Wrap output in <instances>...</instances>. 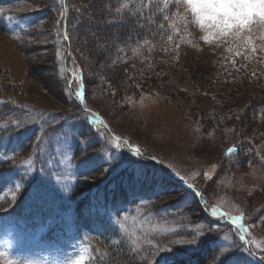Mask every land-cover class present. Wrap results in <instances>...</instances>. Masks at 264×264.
<instances>
[{"label":"rangeland","instance_id":"1","mask_svg":"<svg viewBox=\"0 0 264 264\" xmlns=\"http://www.w3.org/2000/svg\"><path fill=\"white\" fill-rule=\"evenodd\" d=\"M0 9L9 31L0 29V103L39 107L66 119L60 134L41 142L44 166L29 160L24 168L5 171L8 176L0 179L1 200L17 194L20 175L31 174L34 168L49 172L41 175L39 190L33 185L26 189H31L28 195L45 212L32 220L38 229L26 220L17 222L12 209L15 201L0 209V252L5 254L0 264H74L81 256L87 264L93 252L79 233L100 229L103 219L117 227L114 242L123 241L128 252L139 250V259H126L133 264H163L161 255L168 264H183L209 238L225 243L208 258L209 264L224 252L235 251V260L227 264L255 263L231 229L200 220L199 210L188 209L193 221L180 223L186 216L174 207L184 202L182 193L169 190L173 200L150 201L168 189V180L155 189L147 179L154 173L160 177L156 161L162 162L160 170L165 174L175 169L183 179L195 180L233 212L255 210L254 216L250 213V245L264 254V134L251 130L254 137L249 140L247 132L253 113L264 124V83L259 80L264 79V25L258 18L250 25L253 53L243 38L219 34L210 21L192 11L187 0H161V6L149 0H4ZM39 10L44 11L41 21L22 16ZM13 15L16 18L10 20ZM66 17L70 41L61 36ZM115 70L122 71L117 75L127 86L119 88L114 83ZM74 72L77 78L84 72L90 78L85 103L88 109L98 110L97 134L83 129L86 110L75 104L67 86ZM39 120L33 118L35 124ZM11 138L17 136L0 137L4 149L12 145ZM242 138L250 141L246 148L253 153L252 160L240 167L222 163L225 146ZM81 148L86 152L76 157ZM88 157H115L111 166L97 168L104 174L92 189L104 200L107 191L118 189L120 198L112 192L105 212L95 205L78 208L70 198L83 176L81 160ZM19 170L22 174L17 175ZM132 175L136 182L124 201L122 191ZM143 179L147 187L140 182ZM49 194H58L57 203ZM45 200L49 203L42 206ZM216 215L220 217V211ZM49 225L56 226V231H47ZM63 225L67 226L64 235L58 231ZM183 225L197 237V244L175 243L186 240L180 233ZM159 228L177 233L164 241L163 248L170 251L153 256L155 247H162L151 234ZM97 249L106 257L105 264L116 260V253L102 246ZM92 258L91 263H97L98 256Z\"/></svg>","mask_w":264,"mask_h":264},{"label":"trees","instance_id":"2","mask_svg":"<svg viewBox=\"0 0 264 264\" xmlns=\"http://www.w3.org/2000/svg\"><path fill=\"white\" fill-rule=\"evenodd\" d=\"M149 2L154 5L161 6V0H149ZM26 14L33 16L36 21H41L44 19L43 10L32 11ZM68 18L69 17L65 18L63 22V29H61L62 31L61 36L63 37V39H65V41H70ZM171 34L172 33H170L169 35L171 36ZM121 72H122L121 70H118V72L115 70L114 71L115 75L113 76L114 83L117 84L119 88H123V86H127L128 84L127 82H125V80L119 78V76L117 75L118 73ZM242 79H244V77H241V80ZM259 80L263 81L264 83L263 78H259ZM89 84H90V78L89 76H87V73L85 72L81 78H77V75L74 72L72 73V77H70V80L69 81L67 80V86L70 88V93L74 98V100H76L77 102L75 104H77L79 108H84L86 110L85 112L86 123H83L84 125L83 129H85L86 132L91 131L92 133L97 134V132L95 131V127L98 121H94L93 118L95 117L96 119L98 110H95L94 108L88 109L85 103V100L87 98V93L89 91L88 90ZM176 87L177 85L175 86V89ZM78 93L83 95L84 99H80L79 98L80 95H77ZM252 113H253V109H252ZM258 117H259L258 113L257 114L253 113L250 118V122L253 125V129H252V125H250L251 128L248 129V131L247 130L244 131H247L249 134L250 133L249 131L256 130L257 132L260 131L264 134V124L263 122L259 121ZM33 118L35 120H38L39 118L40 119L39 124H35L33 122ZM65 120L66 119L61 114L58 113L50 114L42 111L41 108L39 107L34 109L31 107H22L19 104L18 105L16 104L14 106L8 105V102L7 103L5 102L4 104L0 103V137L5 133H10L13 136H17V138H11L13 143L9 147L11 148L10 150L9 148L4 149L0 144V157H4L3 159H0V179L8 176L4 174L5 171L11 170L20 165H22L24 168V165L29 160H31V162H34L33 164L37 163V165L39 166H44L46 164V163H42L44 157H41L39 155L41 147L43 146L41 145V142L48 137L53 138L56 136V134H60L61 132L59 131V128L65 123L64 122ZM253 137H254L253 133H250L248 139L252 140ZM248 139L242 138L241 142H239L235 146V151H233L227 157L224 155L223 156L224 158H222V160L220 161H222V163L224 164L226 162L228 163L231 162L233 164L238 165L237 167L243 166L244 163H248L249 161H251L254 155L253 153H249L248 151L249 149L247 150L246 148V147L250 148V141ZM52 144L53 143H51V145ZM227 146H225V148ZM90 150L91 148H89L87 151ZM85 152L86 149L81 148L75 153V156L80 157L79 154H84ZM242 153L244 154L242 155ZM48 155L50 156V158L53 156V154H48ZM231 158L233 159L230 160ZM217 165L220 166V164L218 163ZM156 166L157 164H155L154 167ZM39 171L37 172L34 168L33 173L24 175L19 170L17 175L22 174L19 176L22 179L21 185L19 186V191L14 197H6L0 200V209H2L4 206L12 204L14 201L17 203V207L15 209V216H17L16 217L17 222H21L23 220L29 222L38 216L45 215L44 211L36 207V205L39 204V202L35 200V204H33L24 197L31 190L30 189L26 191L27 187L29 186L33 185L34 188L39 190V186L42 184L41 175L43 174V172L39 173ZM99 171L101 170L93 169L86 176L85 175L82 176L83 178L79 180L71 196L74 203L79 204L81 201L85 200L86 198H90L89 193L92 191V189H96L99 186L97 185L98 181L101 179V177L104 174V172H99ZM48 173L49 172H46V174L43 175H47ZM176 178L178 177L176 176ZM165 180L169 181L168 189H166V191H163V194L162 196L159 197L160 198L159 200H162L163 198H168V200L170 199L173 200L172 196L168 193L169 190L176 193L187 192V190L184 189L179 183L175 182L174 180L171 181L170 177L164 175V173L160 170V177L157 175L154 182H156L160 186V183L162 185ZM189 181L192 182L193 187L190 190H188L187 199L181 204L176 205L177 212H179L182 216H186L181 220L180 223L186 224L187 222L193 221V216L191 212L188 211V209H191V210H199L198 218L200 220L203 219L209 225L213 226L214 224L213 219L210 217V214L207 212V210L211 211L212 208H217V209L219 208L221 211L220 213L222 214V218L220 219L222 220H219L217 224L221 227H225L228 224V222L227 219L224 218L228 213H231L232 210H230L228 207L223 206L219 201V199H215V197H213L210 193L206 192L203 186L200 185L198 182H196L195 180H189ZM112 192L113 193L116 192L115 194H118L117 190ZM148 206L152 210V205H148ZM241 211L243 212L247 222L251 221L250 213L253 216L256 213L255 210L252 211L249 207L245 209H241ZM186 229L187 227L183 225L182 228L180 229L181 236H183L186 240H190L193 236V232L190 233L186 232L187 231ZM212 229H214V227ZM155 237L160 242L159 245L162 246L163 248L164 246H166V243L164 241L167 238H173V234L167 236L157 234ZM212 239L213 238H209L207 240V243H209L210 240ZM102 244L104 247L103 249H108L112 253L117 254V258L113 262V264H133L129 261H126V259L140 258V252H128L123 248V245H120V243H117L116 246H114V245H109L106 241H104V243ZM200 245L203 246L202 244ZM197 252L198 251L196 250V253ZM205 262L206 261H201V264H205Z\"/></svg>","mask_w":264,"mask_h":264},{"label":"snow or ice","instance_id":"3","mask_svg":"<svg viewBox=\"0 0 264 264\" xmlns=\"http://www.w3.org/2000/svg\"><path fill=\"white\" fill-rule=\"evenodd\" d=\"M188 4L191 5L192 11L201 16V19H207L211 22L212 26L222 36H233L236 40L244 39L247 46L251 47V51L254 53L256 47L252 45L253 37L251 35L253 29L250 25L256 23L257 18L261 25H264V0H219L216 3H209L207 0H187ZM127 7V5H125ZM3 9H0V13ZM12 19V17H9ZM264 39V36L261 37ZM232 49H229L231 51ZM136 51H139L137 48ZM240 55L239 52L236 53ZM77 95H80L79 93ZM95 119V117L93 118ZM116 147H119L117 145ZM137 155H140L137 149ZM4 157H0L3 159ZM115 157L108 159H93L88 157L87 159L81 160L80 168L82 169V175H87L93 169L103 167L104 164L112 165ZM218 209L212 208V215L217 214ZM238 219V218H237ZM199 241L196 236H193L190 240H180L175 243L181 244H197ZM161 251L168 252L169 248L155 247L153 256L158 255ZM4 252H0V258L4 257ZM229 259L235 260V257L231 252H224L221 259L217 264H227ZM163 264H168V258L161 255L159 257ZM86 258L81 256L74 261V264H85ZM8 264H12L8 261ZM155 264V262H153Z\"/></svg>","mask_w":264,"mask_h":264}]
</instances>
